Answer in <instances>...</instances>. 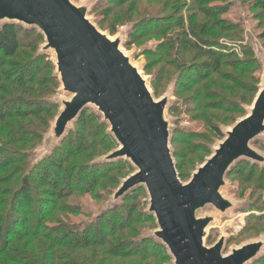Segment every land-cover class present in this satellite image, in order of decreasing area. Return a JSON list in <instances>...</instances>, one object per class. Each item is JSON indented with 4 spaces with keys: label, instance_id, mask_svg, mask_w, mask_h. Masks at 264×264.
Returning a JSON list of instances; mask_svg holds the SVG:
<instances>
[{
    "label": "water",
    "instance_id": "obj_1",
    "mask_svg": "<svg viewBox=\"0 0 264 264\" xmlns=\"http://www.w3.org/2000/svg\"><path fill=\"white\" fill-rule=\"evenodd\" d=\"M88 12V4L77 6L72 0H0V31L10 23L37 29L45 39L37 56L54 54L53 76L59 84L56 93L69 95L46 99L59 107L49 129L42 132L43 141L49 133L50 152L41 159L35 157L43 141L30 151V169L52 155L83 111L90 108L107 125L118 145L95 162L123 159L133 168L115 190L112 203L101 212L120 205L131 190L143 187L148 196L146 212L154 216L158 226L144 236L165 246L174 264H252L259 260L264 256V239L234 248L226 255L224 234L207 246L206 237L217 215L200 211L213 207L227 214L237 206L223 188L228 184L227 175L241 160L260 163L264 168V154L253 147V142L264 136V72L249 112L229 130L221 131L223 140L191 180L183 182L167 118L171 94L155 99L148 80L121 49L123 35L110 38L91 21ZM249 39L258 61L264 63L260 46Z\"/></svg>",
    "mask_w": 264,
    "mask_h": 264
},
{
    "label": "trees",
    "instance_id": "obj_2",
    "mask_svg": "<svg viewBox=\"0 0 264 264\" xmlns=\"http://www.w3.org/2000/svg\"><path fill=\"white\" fill-rule=\"evenodd\" d=\"M107 1L102 0L101 5H106ZM128 1L118 0V4L124 5ZM169 1L171 4L176 2V4H173L176 10L182 9L179 12L181 15H178L179 17L176 20H174V17H169L168 14L140 17L134 21V29L130 31V36L135 34L137 28L154 30L152 22H157V20L159 24L155 26H159L158 29L181 28V31L168 38L166 46L172 52H175V55L179 54L181 58L185 52L194 49H196L197 54L206 57L204 61L192 67L193 72L201 82V88L196 91L195 98L199 99V106L203 108L209 107L207 100L216 104L221 95L217 91L221 93V90H223L224 81L219 84L218 89L215 88L217 80L211 78L214 75L223 77L227 82L233 81L237 86L241 85L247 92L246 83L239 82V78H234L235 76L229 75L223 70L226 65H231V62L226 63L225 60H230L232 56H235V51H232L229 45L221 46L220 41L206 38V36L210 37L215 34L218 29L223 30L220 25L222 23L220 15L227 12L226 7L214 4L225 0H189V2L179 1V3L178 0H167L165 4H169ZM256 2H259V0L255 1L254 4ZM260 2L263 4L264 0ZM183 9H186L185 14ZM139 11L141 13L142 10ZM202 14L205 16L203 20L199 19ZM170 23L174 25H169ZM186 23L188 24L186 25ZM25 37L31 38L32 41L24 43ZM131 42L129 39L127 44L131 45ZM40 43L41 35L38 34L36 29L10 23L4 25L0 31V126L2 125V128H4L3 130L0 127V173L5 172V175L0 177V182H14L13 186H15V190L11 193V199L8 201L11 210L2 218L0 216V254L6 257L17 254L18 251L15 252L12 247L8 248L7 246L15 240L29 236L27 242H35L37 248L40 246L44 253L49 254L50 259L47 260L44 257L41 264H76L74 260L77 259L85 260L89 264L91 258L88 257L91 256L86 257L80 254L82 251L93 253L94 256L104 252L113 257L139 256L143 260H148L158 256L159 258L168 259L166 247L160 245L154 238L150 237L143 240L140 238H127L126 236V233H129L132 229V226H130L132 223L141 222L139 221L141 219H137V206L131 204L128 200L136 199L141 193L145 194L143 188H138L135 192L124 197L123 205L111 208L112 211L109 214L121 217L123 220L121 223H115L114 216H111L113 219L110 222V216L104 218L106 214H101L102 217L96 218L83 226L62 223L60 235H55L57 233L55 232L56 229L48 228L47 225L41 227V215L29 216L26 214L27 217L25 215L19 217L20 221L17 219L19 222L15 220L17 213L20 214L23 210L26 212L30 207L35 208L37 206L33 182L53 188L55 191L52 194H55L58 200L71 196L72 192L78 188L95 187L100 179L108 175L111 170H114L110 169L109 164L128 168L130 172L133 170L131 164L125 160L95 162L99 147L102 149L110 146L115 147L117 143L114 137L107 132V125L90 109L83 111L75 122L74 129L62 141L61 145L55 148L52 155L30 169L31 155L29 152L42 140V132L47 129L51 119L46 120L45 123L44 121L41 123V121L43 118L48 117L44 115L52 117L58 108L56 104L46 101L48 97L56 92L59 86L58 80L53 76V66L47 56H37ZM12 58H17L18 61H14ZM183 77L181 75L179 84ZM254 80L252 91L257 87L258 78L254 77ZM202 82L205 83L202 84ZM225 86L228 85L225 84ZM228 87L229 90H236L234 84ZM215 89L216 91H213ZM237 96L238 98L231 99L232 101L224 99L226 104L224 102V104H217L233 114L240 115L243 113L241 104L247 103L243 101L247 97L245 94L239 96V92ZM178 100L181 104V100ZM189 110H192L191 106ZM219 124L214 123L212 129L218 137H223ZM187 135H189L190 140L193 138V135L189 133ZM32 143L34 145L28 148L14 149L8 147L9 144L30 145ZM201 146L203 145L192 144L195 149ZM203 148L205 152L209 153L206 145ZM88 172L91 176L84 178L83 176ZM75 173H78V176L73 178ZM228 175L234 176L235 179L239 178L236 190L237 188L239 190L244 188V184L249 186L251 184L255 187L259 184V188L264 190V184L261 185V182H258V180H264V168L257 165L241 161ZM244 177H246L245 180ZM118 179L117 183L119 182ZM54 205L52 204L53 207ZM107 211H110V209ZM140 212L147 214L146 212ZM147 215L145 222L154 224V216ZM30 222L34 226L28 225ZM13 223L14 228L15 226H21L24 231L17 234V231L12 227ZM106 228L109 229L106 230ZM42 239H47L50 244H42ZM55 247L65 248L70 252L69 254L65 251L60 252L57 251L58 249H54ZM17 256H13L11 260H22L23 257L20 252ZM32 256L36 258L30 253L26 257ZM33 261L36 264V260ZM93 262L97 263L98 261L94 260ZM39 263L40 260L37 264ZM252 264H264V257Z\"/></svg>",
    "mask_w": 264,
    "mask_h": 264
},
{
    "label": "rangeland",
    "instance_id": "obj_3",
    "mask_svg": "<svg viewBox=\"0 0 264 264\" xmlns=\"http://www.w3.org/2000/svg\"><path fill=\"white\" fill-rule=\"evenodd\" d=\"M101 1L102 0H72L77 6L88 4L89 12L87 16L101 31L109 35L110 38L116 39L120 35H123L124 42L121 49L126 55L131 57L132 63L141 70L143 76L148 80L155 99L160 100L165 97L166 94H171L173 100L169 105L171 108L167 111V118L170 120L171 129L173 130L171 147L180 179L183 182H189L197 168L211 156V150H213L214 147H217L218 143L224 138L218 137L216 133L213 132L212 125L214 123H220L219 128L221 131L225 132L226 130H229L239 119L243 118L249 112V107L253 106L259 94L260 87L258 86L262 83L261 80L264 72V63L258 61V54L254 51L253 47L250 46L249 38L257 42L260 46L258 48L264 53V3L262 4L260 2L261 0L255 4L254 2L257 0H225L223 2L213 3L214 5H222L226 7L227 12L220 15L222 20L220 25L223 30L220 31L218 29L215 34L210 36L211 38L209 36H206V38L220 41L221 46L229 45L230 49L235 51V56H232L230 60H225L226 63L231 62V65H226L223 70L229 75L235 76L234 78H239V82L246 83L248 91L246 92L241 85L237 86L233 81H225L223 77H220L219 75H214L211 78L217 80L215 84L217 86H215L216 89H218V86L222 81L228 86H232L233 84L236 86V90L233 91L231 89L229 90V87L224 84L221 93L217 91V93L221 94L217 101L218 104L223 102L226 104L224 99L227 101L237 99L238 92L239 96L242 94L246 95L247 98L243 101L247 103L241 104L243 113L239 115L237 113H231L226 108H223L210 100H207V105H209L208 108L199 106V99L195 98V96L197 95L196 91L201 88V82L198 76L193 72L192 67L204 61L206 57L200 56L197 54L196 49H194L185 52L181 58L179 54L175 55V52H172L169 47L166 46L168 38L174 33L181 31V28L173 27L169 28V30H161L158 29L159 26H155L159 24L157 20V22H152L154 30L149 28L148 30L145 28H137L135 34L130 36V31L134 29V21L140 17L168 14L169 17H174V20H176L179 17L178 15H181L179 12L182 10L175 9L173 4H176V2H172L171 4L169 1V4H165L167 0H129L126 4L121 5L118 4V0H108L106 2L107 4H103L104 6H102ZM179 1L189 2V0H178L177 2L179 3ZM139 10H142L143 12L141 11L140 13ZM185 11L186 9H183L184 14ZM204 18L205 16L203 14L199 16V19L203 20ZM187 24L188 23H186V25ZM169 25L174 24L170 23ZM30 39L31 38L25 37L24 43L31 42L32 39ZM129 39L132 41L131 45L127 44ZM44 43L45 39L41 35V43L39 46ZM46 56L52 64V60L54 61L55 59L54 54L50 52ZM12 59L18 61L17 58ZM54 71L55 69L53 67V75ZM181 75L184 77L179 84ZM254 77L258 78V82L256 89L252 91V84L255 81ZM203 83L205 82H202V84ZM216 89L213 91H216ZM52 96L69 98V95L62 91L55 92ZM178 99L181 100V104ZM190 106L192 110H189ZM58 110L59 107L52 117L44 115L48 117L43 118L41 123L43 121L45 123L48 119H51L50 122L53 121L58 114ZM49 126L50 125H48L45 131L49 129ZM0 127L4 130L2 125ZM187 133L193 135L191 140L188 138L189 135H187ZM48 136L49 133H47L44 141L42 137V140L33 148L35 149L43 141L35 151V157L37 159L46 157L50 152L48 149ZM192 144L203 146L195 149V147H192ZM31 145H34V143L30 145L9 144L8 147L22 149L28 148ZM205 145L207 146V150L209 149V153L203 150ZM117 147L118 145L103 149L99 147L96 155L97 157L105 156ZM253 147L264 154V136L257 138L253 142ZM119 160L123 159L115 161ZM241 161L249 162L251 165H257L262 168L260 163H253L247 160ZM109 166L110 169L114 170H111L108 175L100 179L95 187L93 186L84 189L78 188L72 192L73 194L71 196L60 198L58 200L56 199V195L52 194L55 191L53 188L38 182L37 184L33 182L35 188L34 195L36 197L35 202H37V206L35 208L30 207L26 212L23 210V213H17L16 219H14L17 220L19 217H24L23 215H25V217H27V215L33 216L34 214L41 215V227L47 225L48 228L56 229L55 232L58 234L56 233L55 235H60L59 233L62 231L63 224L83 226L105 214L106 216H104V218L114 216V214H109L112 211L111 208L110 211H107L109 210L108 207L106 211H101H103L104 207L112 203L110 199L113 197L115 190L118 189L122 180L127 178L133 170L130 172L128 168H121L120 165L109 164ZM4 175L5 172L0 173V177ZM77 176L78 173H75L73 178ZM88 176H91L89 172L83 177L86 178ZM233 177L234 176L227 175L228 184L223 188V193L234 200L237 206L227 214H221L213 207H208L207 209L200 211L201 214L216 213L217 220L209 229L208 236L206 237V245L212 246L222 234L226 235L227 241L223 251L225 255L229 254L234 248L264 239V190L259 188V184L256 187L251 184L250 186L244 184V188H241L240 190L237 188L236 190L239 178L235 179ZM117 179L119 181L118 183ZM245 179L246 177H244V180ZM241 180L244 181L243 179ZM258 182H261V185L264 184V180L262 179L258 180ZM13 185L14 182H0L1 218L11 210L8 201L11 199V193L15 190V186ZM138 188L143 187L138 186L128 194L135 192ZM145 194L141 193L136 199L128 200L131 204L137 206V219H141L139 220L141 222H134L130 225L132 226V229L130 228L131 230H128L129 233H126L127 238H140L146 240L145 238L150 237H146L144 234L149 233L151 230H155L158 227L156 221L154 224L145 222V219L148 216L147 214H149L146 212L148 207V196L146 192ZM52 204H55L54 207ZM120 205H123V202ZM116 206H119V204ZM121 211L123 212L122 209ZM140 211L144 213L146 212L147 214H142ZM254 216L257 217L255 218ZM114 217L115 223L123 222L121 217L117 215ZM112 219L113 217L109 218V221L111 222ZM19 221L17 220V222ZM11 222H13V220H11ZM28 225L34 226L32 222ZM12 227L17 231V234H21L24 231V228L21 226H15L14 228V223ZM108 229L109 228H106V230ZM105 233L108 234L107 232ZM28 238L29 236L23 237L9 244L7 247H12L13 250H15V252L18 251V253L12 254L9 257L0 254V264H35L33 260H36V264L40 260L39 264H41V260L44 257L47 258V260L50 259L49 254H47V252L44 253V250H41L42 247L38 246L37 248L35 242H27ZM42 244L49 245L50 243L47 239H42ZM54 249H58L57 251L60 252H68L67 254L70 252L65 248L55 247ZM19 252L23 257L21 258L22 260H11L13 256L18 257L17 255H19ZM28 253L33 254L37 259L33 256V258L26 257ZM80 254L86 257L91 256L88 257L91 258L89 264H174V259L169 255L168 259H163L162 257L159 258L157 256L148 260H143L139 256L113 257L104 252H100V254L95 256L93 253H87L84 251ZM94 260L98 262H93ZM74 262L76 264H87L85 260L80 259L74 260Z\"/></svg>",
    "mask_w": 264,
    "mask_h": 264
}]
</instances>
